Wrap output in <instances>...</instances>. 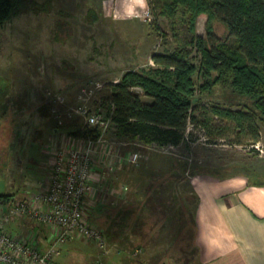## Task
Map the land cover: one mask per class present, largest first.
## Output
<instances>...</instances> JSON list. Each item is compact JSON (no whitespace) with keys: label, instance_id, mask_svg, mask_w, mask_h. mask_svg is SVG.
Listing matches in <instances>:
<instances>
[{"label":"rangeland","instance_id":"1","mask_svg":"<svg viewBox=\"0 0 264 264\" xmlns=\"http://www.w3.org/2000/svg\"><path fill=\"white\" fill-rule=\"evenodd\" d=\"M16 11L0 25V194L9 193L13 199L30 195L45 176L47 159L39 149L51 140L60 143L69 131L86 124L85 118L73 114L78 101L108 120L109 106L101 99L108 84L126 70L155 67L150 55L175 45L168 18L151 0L147 7L144 0H20ZM204 24L203 14L196 20V32L203 36ZM212 31L217 39L227 37L225 25L218 20L212 21ZM198 58L194 49L188 60L196 64ZM194 79L201 84L199 74ZM131 89L143 101L150 100L140 86ZM57 96L63 104L53 103L51 98ZM193 103L237 107L229 91L217 85L208 93H200L196 86ZM46 115L45 128L40 123ZM186 130L188 142L160 146L121 138L108 121L103 140L114 153L112 170L104 173L99 184L97 177L107 165L95 164L89 214L104 234L107 253H98L93 243L75 238L63 246L58 262L91 264L97 254L105 264L193 260L184 230L193 203L187 175L194 169L210 172L229 164L235 165L234 171L252 169L247 164H252L253 156L259 152L264 159V121L259 122V139L254 143L208 138L200 124L189 123ZM127 152H137L136 161L126 160ZM260 162L264 165V160ZM248 175L264 179V173ZM5 209L0 202V213ZM7 228L18 236L29 230L23 217L11 218ZM40 243L44 247L45 242Z\"/></svg>","mask_w":264,"mask_h":264},{"label":"trees","instance_id":"2","mask_svg":"<svg viewBox=\"0 0 264 264\" xmlns=\"http://www.w3.org/2000/svg\"><path fill=\"white\" fill-rule=\"evenodd\" d=\"M19 1L0 0V25L17 12ZM151 2L168 18L175 45L170 51L150 55L155 67L126 70L118 81L108 84L101 99L109 106L108 116L117 136L145 144L177 145L184 141L190 123L200 124L214 140L224 138L238 144L257 141L259 122L264 121V0ZM203 14L204 36L196 32L197 17ZM213 20L225 25L226 38L215 37ZM194 49L199 54L196 64L188 60ZM196 74L201 77L199 85ZM136 85L149 101L131 89ZM216 85L229 91L236 108L231 103L208 107L193 103L196 86L200 93H208ZM101 132L100 126L85 124L68 135L96 139ZM202 172L209 171L194 169L189 175ZM11 200V194H0V202Z\"/></svg>","mask_w":264,"mask_h":264},{"label":"built area","instance_id":"3","mask_svg":"<svg viewBox=\"0 0 264 264\" xmlns=\"http://www.w3.org/2000/svg\"><path fill=\"white\" fill-rule=\"evenodd\" d=\"M46 95L51 97L49 91ZM51 100L55 104L64 103L60 96ZM82 101L73 107V114L85 118L88 125L100 126L101 134L96 139L65 135L64 141L51 140L42 149L47 159L45 181L27 197L5 203L6 209L0 213V264H62L56 259L63 246L75 238L93 243L98 253H107L104 234L90 221L89 214L95 164L107 165L97 177L99 184L104 173L112 170V152L103 140L110 119L102 118L97 109H91ZM253 147L258 149L257 144ZM138 156L137 152L125 153L129 161H136ZM13 217L25 218L29 230L24 236L12 234L7 228ZM41 241L45 242L44 247L40 246ZM91 264L105 263L97 254Z\"/></svg>","mask_w":264,"mask_h":264},{"label":"crops","instance_id":"4","mask_svg":"<svg viewBox=\"0 0 264 264\" xmlns=\"http://www.w3.org/2000/svg\"><path fill=\"white\" fill-rule=\"evenodd\" d=\"M48 120L42 117L40 125L46 128ZM261 157L259 152L253 156L247 164L252 169L245 172L231 170L235 165L229 164L187 175L193 194L192 215L184 229L193 249L188 264H264V179L248 175H263ZM39 166L44 169V164ZM45 177L46 173L37 185Z\"/></svg>","mask_w":264,"mask_h":264},{"label":"clouds","instance_id":"5","mask_svg":"<svg viewBox=\"0 0 264 264\" xmlns=\"http://www.w3.org/2000/svg\"><path fill=\"white\" fill-rule=\"evenodd\" d=\"M144 6L147 7V0H144Z\"/></svg>","mask_w":264,"mask_h":264}]
</instances>
